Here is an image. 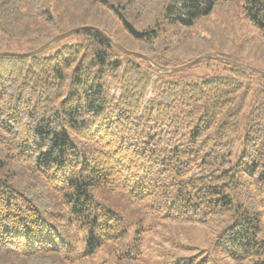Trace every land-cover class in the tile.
Segmentation results:
<instances>
[{"label": "trees", "instance_id": "trees-1", "mask_svg": "<svg viewBox=\"0 0 264 264\" xmlns=\"http://www.w3.org/2000/svg\"><path fill=\"white\" fill-rule=\"evenodd\" d=\"M20 1L0 0V36L34 49L67 30L49 0H30L37 25L7 28ZM228 1L264 39V0L89 4L155 65L178 66L190 59L154 55L156 39ZM47 48L0 55V264H134L152 230L137 212L213 231L157 264H264L261 74L213 58L166 72L94 29Z\"/></svg>", "mask_w": 264, "mask_h": 264}, {"label": "rangeland", "instance_id": "rangeland-1", "mask_svg": "<svg viewBox=\"0 0 264 264\" xmlns=\"http://www.w3.org/2000/svg\"><path fill=\"white\" fill-rule=\"evenodd\" d=\"M49 1L51 3L56 1L55 3L58 5L56 9L63 16L60 27L69 29L82 25H93L103 31L105 29L112 39L123 46L128 45V49L148 54L145 48H141L142 46L121 28L112 14L100 7L91 6L89 0H77V2L72 0ZM31 4L33 3L30 0H21L18 3L21 12L17 13V17L6 27H33L37 25L38 23L33 17H37L38 9ZM26 17H32L33 21H27ZM163 45H166L165 49L162 48ZM33 46L34 43L28 40H7L0 36V51L21 53L32 50ZM155 46L157 48L154 55H163L166 58H179L186 61L204 54H217L264 71V39L244 18L238 2H223L217 5L209 15L198 19L188 27L178 24L167 25L163 38H157ZM54 49L55 47L47 48L46 53L52 52ZM195 70H198V73H203L202 70L204 69ZM110 92L118 93V90L111 88ZM137 206L138 204H135L136 208H138ZM137 217H140L141 222L148 224L152 230L144 237V254L141 260L134 264H157L168 252L180 253L175 242L206 247L213 233L212 229L206 225L161 222L147 215L143 216L141 212H137ZM129 224L128 232L131 235L138 223L133 219ZM224 263L233 264L227 259L224 260Z\"/></svg>", "mask_w": 264, "mask_h": 264}, {"label": "water", "instance_id": "water-1", "mask_svg": "<svg viewBox=\"0 0 264 264\" xmlns=\"http://www.w3.org/2000/svg\"><path fill=\"white\" fill-rule=\"evenodd\" d=\"M83 29H94L97 30L99 33H101L102 35H104L106 38H108L110 40V42L112 44H114L117 48H119L121 51L128 53V54H132V55H138L144 59H146L148 62H150L154 67L166 71V72H174V71H179V70H183L186 68H189L190 66L194 65L196 62H198L199 60L205 59V58H213V59H217L220 61H225V62H229L231 64L240 66L242 68L257 72L259 74H261L264 77V71L258 68H254L248 65H245L243 63H240L236 60L233 59H229L227 57L221 56V55H217V54H204V55H200L184 64L178 65V66H163V65H155L153 63V61L151 60V58L141 52L138 51H134V50H130L128 48H126L125 46H123L122 44H120L119 42H117L116 40L112 39L108 34H106L101 28H98L96 26L93 25H82V26H77V27H73V28H69L61 33L56 34L55 36H53L51 39H49L48 41H46L45 43L41 44L40 46L29 50L27 52H11V51H0V55H16V56H27V55H31L37 52H40L42 50H44L45 48H47L49 45H51L54 42H57L59 40H61L62 38L69 36L71 34L77 33Z\"/></svg>", "mask_w": 264, "mask_h": 264}]
</instances>
